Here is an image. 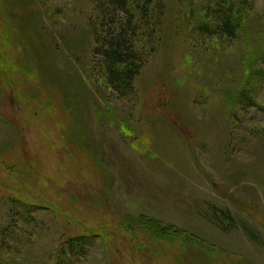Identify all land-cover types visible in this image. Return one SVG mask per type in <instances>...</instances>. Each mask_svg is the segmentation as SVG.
Masks as SVG:
<instances>
[{
  "label": "rangeland",
  "instance_id": "obj_1",
  "mask_svg": "<svg viewBox=\"0 0 264 264\" xmlns=\"http://www.w3.org/2000/svg\"><path fill=\"white\" fill-rule=\"evenodd\" d=\"M102 1L0 0V264H264V0H154L127 93Z\"/></svg>",
  "mask_w": 264,
  "mask_h": 264
},
{
  "label": "trees",
  "instance_id": "obj_2",
  "mask_svg": "<svg viewBox=\"0 0 264 264\" xmlns=\"http://www.w3.org/2000/svg\"><path fill=\"white\" fill-rule=\"evenodd\" d=\"M158 1L159 18L164 14L163 0ZM154 0H103L99 8L100 34L97 37L96 54L101 58V68L108 82L120 93L134 90V81L145 64V48L142 36L152 33V28L142 31L139 16L147 15ZM229 12V13H227ZM224 11L219 21L222 32L236 33L233 15ZM99 32V29H98Z\"/></svg>",
  "mask_w": 264,
  "mask_h": 264
}]
</instances>
